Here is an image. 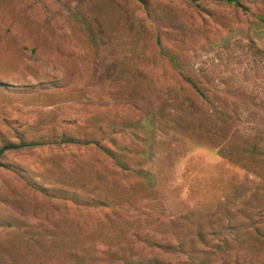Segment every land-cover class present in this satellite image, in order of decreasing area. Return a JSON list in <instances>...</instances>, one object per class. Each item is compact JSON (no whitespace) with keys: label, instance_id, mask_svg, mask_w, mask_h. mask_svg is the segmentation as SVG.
<instances>
[{"label":"rangeland","instance_id":"374dc122","mask_svg":"<svg viewBox=\"0 0 264 264\" xmlns=\"http://www.w3.org/2000/svg\"><path fill=\"white\" fill-rule=\"evenodd\" d=\"M9 143L0 264H264V1L0 0Z\"/></svg>","mask_w":264,"mask_h":264},{"label":"trees","instance_id":"16d2710c","mask_svg":"<svg viewBox=\"0 0 264 264\" xmlns=\"http://www.w3.org/2000/svg\"><path fill=\"white\" fill-rule=\"evenodd\" d=\"M191 1H197V0H191ZM220 1H225V2H228V3H235V4H238L240 2V0H220ZM259 1H264V0H259ZM194 89L196 90V92L202 97V98H206L205 94L201 92V90L198 88V86L196 84H192ZM67 142H72V140H66V143ZM26 145H33V144H24V143H20V144H13V143H9V144H6L2 147H0V160L3 156V154L5 153V151H8V150H13V149H18V148H22V147H25ZM0 166H2L1 164V161H0ZM27 183L31 184L30 182L27 181ZM35 185V184H34ZM41 189V188H40ZM43 192H45L46 190H43V188L41 189ZM64 192L66 191H62V198H68L70 200H74L75 197L74 195H70V196H65L64 195ZM66 194V193H65ZM162 247V246H161Z\"/></svg>","mask_w":264,"mask_h":264}]
</instances>
